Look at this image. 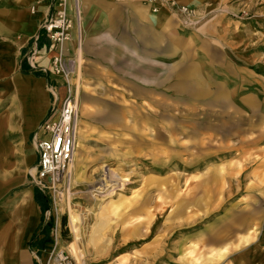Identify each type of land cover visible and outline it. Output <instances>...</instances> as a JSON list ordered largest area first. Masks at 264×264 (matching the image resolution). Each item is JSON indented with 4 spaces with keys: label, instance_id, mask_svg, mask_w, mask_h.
<instances>
[{
    "label": "rangeland",
    "instance_id": "1",
    "mask_svg": "<svg viewBox=\"0 0 264 264\" xmlns=\"http://www.w3.org/2000/svg\"><path fill=\"white\" fill-rule=\"evenodd\" d=\"M109 1L150 55H84L82 167L42 191L53 226L36 264H217L214 245L264 247V0H181L188 16L162 5L167 29L139 24L138 0Z\"/></svg>",
    "mask_w": 264,
    "mask_h": 264
},
{
    "label": "crops",
    "instance_id": "2",
    "mask_svg": "<svg viewBox=\"0 0 264 264\" xmlns=\"http://www.w3.org/2000/svg\"><path fill=\"white\" fill-rule=\"evenodd\" d=\"M56 6L55 0H0V264H36L37 252L45 246H37L42 211L34 199L35 186L26 182L37 163L33 136L43 134L40 124L65 93L62 79L52 73L54 49L41 29L42 20ZM79 9L82 44L77 47L73 33V39L65 45L67 55L75 57L78 96L84 55H93L89 53L91 44H96L100 51L94 55H106L105 47L126 44L140 45L133 55H141L144 60L150 55L145 46L147 39L124 37L119 30L126 24L129 34L135 26L130 20L120 19L121 11L113 1L79 0ZM131 10L139 13V24L168 27V19L163 22L161 15H152L140 3H135ZM69 14L74 18L73 0L69 1ZM49 84L55 85L58 100L49 92ZM77 132L78 156L85 135L82 127ZM82 159L78 156L75 162V174L82 167ZM246 240L248 237L239 244L214 245L207 252H216L213 259L219 258L217 264H264L263 245L253 241L245 244ZM192 252L190 249L187 253Z\"/></svg>",
    "mask_w": 264,
    "mask_h": 264
},
{
    "label": "built area",
    "instance_id": "3",
    "mask_svg": "<svg viewBox=\"0 0 264 264\" xmlns=\"http://www.w3.org/2000/svg\"><path fill=\"white\" fill-rule=\"evenodd\" d=\"M70 0H55L56 8L41 22V29L49 39L54 49L51 57V70L62 79L65 93L59 104L51 107L49 114L40 124L43 134L33 136V143L37 154V163L32 174L34 184L44 193L58 192V185L67 175L73 160L77 145V129L79 121V97L75 81V57L66 53L65 45L76 39L77 47L81 46L83 34L79 0H73L74 18L69 14ZM140 4L149 8L150 13H158L162 5H166L177 15L188 16L194 11L181 0H138ZM33 56V55H32ZM48 90L53 99L58 100L55 85L49 84ZM55 238L57 230L54 229ZM65 255V254H64ZM61 259L58 254L54 258L56 264H69L67 256ZM44 264H50L47 261Z\"/></svg>",
    "mask_w": 264,
    "mask_h": 264
},
{
    "label": "trees",
    "instance_id": "4",
    "mask_svg": "<svg viewBox=\"0 0 264 264\" xmlns=\"http://www.w3.org/2000/svg\"><path fill=\"white\" fill-rule=\"evenodd\" d=\"M34 199L37 202V204L40 206L41 211H42L41 225L39 227L40 230L38 234V236L40 234H43V237L38 240L39 246L42 247L43 244L46 241H48V238H47L48 229L53 226L52 218L49 221L44 222V214L47 210L51 209V201H50V198L37 187L34 188ZM38 236H36L35 239H37Z\"/></svg>",
    "mask_w": 264,
    "mask_h": 264
},
{
    "label": "bare ground",
    "instance_id": "5",
    "mask_svg": "<svg viewBox=\"0 0 264 264\" xmlns=\"http://www.w3.org/2000/svg\"><path fill=\"white\" fill-rule=\"evenodd\" d=\"M79 124V122H78ZM78 130V129H77ZM79 134V132H77ZM77 134V135H78ZM79 136V135H78ZM77 147V145H76ZM76 147H75V150H74V154H73V160H72V163L69 167V172H74L75 171V162L78 160V156H77V151H76ZM101 166V165H100ZM102 168V167H101ZM108 169V168H107ZM69 177V176H68ZM62 197V196H61ZM69 225H70V228L72 229L74 235H77L78 232L80 231L81 229V224H80V218L78 215L74 214L72 212V209L70 208V211H69ZM79 241V240H78ZM76 242V241H75ZM81 242V241H80ZM73 248V247H72ZM71 248V249H72ZM73 250V249H72ZM70 251V250H69ZM59 252H62L64 253L63 249Z\"/></svg>",
    "mask_w": 264,
    "mask_h": 264
}]
</instances>
